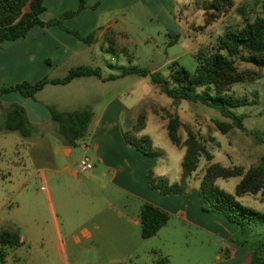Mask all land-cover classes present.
I'll list each match as a JSON object with an SVG mask.
<instances>
[{
	"label": "rangeland",
	"instance_id": "obj_1",
	"mask_svg": "<svg viewBox=\"0 0 264 264\" xmlns=\"http://www.w3.org/2000/svg\"><path fill=\"white\" fill-rule=\"evenodd\" d=\"M134 1L122 11H89L86 17L92 26L95 25L96 38L108 24L114 23L113 29L108 30L98 44L82 45L81 50H88L87 55L73 53L65 62H60L45 74L39 72L41 74L37 79L34 73L39 71L38 68L29 67L26 49L20 50L25 48L24 43L6 42L8 45L4 44L0 48V53L7 58L8 64L6 68H0L1 87H10L22 82L32 83L45 77L62 79L71 69L79 66L100 67L102 73L108 76L120 75L124 68L136 67L158 72L170 80L173 63H178L190 73H194L199 56L213 52L219 37L227 30L241 28L245 22H253L261 17L262 0H232L233 7H228L223 2L220 11L214 10L213 6L218 0ZM70 5L71 3L68 4ZM50 14L49 11L44 17H49ZM86 17L78 20L76 16L67 26L71 28L83 24ZM114 19L116 21H113ZM62 29H65V26ZM68 34L78 40L73 33ZM73 46L76 47L75 44ZM111 49L113 52H109ZM16 55L18 61L11 64ZM48 64L49 61L46 65ZM15 66H19L18 70ZM236 66L240 71L259 72L261 78L237 83L232 87L230 94L236 100L245 101L247 104L233 110L237 115L244 117L243 129L233 126L227 134L218 131L215 122L233 125L231 119L200 103H176L164 95L159 86L153 85L149 78L135 74L111 80L105 85L99 84L98 77L77 79L69 83L70 85H47L48 87L38 92L34 99L11 93L0 106V125L3 124L12 103L16 102L42 104L46 109L51 108L63 114L88 108L101 112L106 104H114L116 110L120 108L116 113L120 122L128 114L145 116V128L137 137H149L153 149L157 152L156 166L151 172L155 182L164 178L170 180L169 184L172 185L181 174L185 150L170 142L166 129L169 120L174 116H178L183 125L191 126L205 142L207 150L214 156L212 163H219L223 167L240 166L247 170L264 160V69L256 68L241 58L236 59ZM122 123L124 124L123 121ZM178 135L182 140L186 139L183 127L178 131ZM31 137V140H26L18 132L0 131V228H18L24 241L20 248L9 251L5 264H68L70 261L64 256L61 257L57 251L59 241L55 234L52 212L57 215L65 242L69 239L67 228L77 225L78 216L91 214L90 208L81 200V197L90 191L85 177L81 175L77 179L61 172L65 165L73 162V170L79 171L81 161L87 158L95 163H91L93 170L100 176L101 168L96 160L94 161L91 132L89 129L85 138L79 140L75 146L71 145L73 152L68 158L62 156L61 149L67 142L63 135L61 136L58 123L44 125L32 132ZM54 149L58 151L55 157L52 156ZM64 153L68 155L69 152L65 149ZM208 165L209 162L203 157L198 170L188 181L187 189L191 187L194 188V193L198 191L200 179ZM42 169L47 171L43 173ZM240 180L218 179L216 185L234 194ZM238 201L264 213V198L260 194L245 195L238 198ZM216 216L226 221L223 217ZM215 227L218 231L219 228L215 224L211 229L215 230ZM235 228L237 231L228 244L245 252L250 261V252L237 243L244 240L252 243L256 241L257 236L255 233L243 236L236 226ZM219 235L217 232L209 236L204 231L187 226L179 232H173L171 238L177 242L176 248L188 247L186 254L193 259L192 262L178 259L180 253L175 251L169 263L215 264V254L226 245ZM160 244L158 239L154 241V245ZM162 249L167 251L168 248ZM165 258L168 257L164 256L163 259ZM150 259H154V256L148 255L137 264H144ZM155 259H159V264L162 257L155 256Z\"/></svg>",
	"mask_w": 264,
	"mask_h": 264
},
{
	"label": "trees",
	"instance_id": "obj_2",
	"mask_svg": "<svg viewBox=\"0 0 264 264\" xmlns=\"http://www.w3.org/2000/svg\"><path fill=\"white\" fill-rule=\"evenodd\" d=\"M45 0H0V45L4 42H14L25 38L35 26L44 28H64L66 19L78 16L87 8L86 0H79V7L75 11H66L63 14L43 21L41 15L46 11ZM223 2L233 7L232 0H218L213 4L214 10L220 11ZM209 23V21L207 22ZM73 33L86 44H92L95 34L81 37ZM113 52V50H109ZM243 59L256 68L264 69V0L261 2V17L255 21H247L238 29L227 30L219 37L217 45L209 55H200L194 73H190L178 63L171 65V78L165 79L158 72H149L136 67L124 68L120 75H110L108 81L124 78L129 75L148 77L153 85L159 86L162 93L174 102L189 101L200 103L217 110L223 117L231 119L232 124L215 122L218 131L227 134L233 126L243 129L244 117L237 115L233 110L247 102L236 100L231 94L232 87L237 83L255 81L261 78L256 71H240L236 66V59ZM84 77H102L100 67L79 66L69 71L62 79H48L47 77L36 83L22 82L0 90V106L2 97L11 92H18L23 97L34 99L35 95L47 85H68L72 81ZM51 119L58 123L61 135L70 137V143L85 138L88 126L92 119L90 108L68 114L49 109ZM183 127L186 139L182 140L178 131ZM145 128V116L139 115L131 131L124 132L126 145L135 149L148 158H156L157 152L153 149L149 137H137ZM167 133L170 142L185 150L181 163V178L178 183L169 184L167 179L161 178L157 182L152 179L151 171L148 180L151 187L162 195L175 196L186 193L188 181L198 170L201 159L209 162L200 179L198 198L202 211L214 213L226 219L239 229L243 236L255 233L256 241L248 240L237 244L250 252V264H264V213L251 209L238 201L245 195H258L264 198V160L257 166L245 169L240 166L223 167L219 163H212L214 156L207 150L196 132L189 125H183L178 116L171 118L167 124ZM18 132L22 137L32 135V126L29 124L24 108L12 105L6 113L5 120L0 125V131ZM240 178L235 193L230 194L216 185L218 179ZM170 215L151 204L145 203L141 208V236L143 239L154 237L165 227ZM261 228V230H260ZM22 245L21 233L18 228L5 226L0 228V264H5L9 251ZM166 263V260H161ZM160 264V263H159ZM162 264V262H161Z\"/></svg>",
	"mask_w": 264,
	"mask_h": 264
},
{
	"label": "crops",
	"instance_id": "obj_3",
	"mask_svg": "<svg viewBox=\"0 0 264 264\" xmlns=\"http://www.w3.org/2000/svg\"><path fill=\"white\" fill-rule=\"evenodd\" d=\"M133 2L135 1L86 0L87 8L77 16V19L86 17L89 11L126 10ZM70 3L71 5L68 6ZM44 6L46 11L41 15V19L48 21L66 11L77 10L79 0H45ZM49 11L51 12L49 17H44V14ZM73 19L65 21L63 26L68 30L79 32L83 38L90 34H95L93 42L95 44H98L102 40L108 30L113 29L112 24H114L111 23L104 27L96 38L95 25L92 26L88 17L83 19V24L70 28L67 26V23L69 24ZM113 21H116V19ZM19 41L24 43L25 48L20 50L26 49L29 67L34 68L36 66L39 70L34 73L36 79L40 77L39 74L41 73L39 72L45 74V72L52 70L60 62H65L73 53L88 54V50H81L82 45L92 46L93 44H86L80 39L74 40L70 34L57 26L50 28L35 26L25 38L14 42ZM7 43H10V41H7ZM7 43H2L0 48ZM17 59L18 55H16L14 60L12 58L10 63L12 64L13 61L17 62ZM6 61L7 58L4 54L0 53L1 69L7 67ZM48 61L49 64L46 65ZM108 77V75L102 73V77L99 78V84H107L109 82ZM35 82L37 81H32V83ZM1 86L2 82H0V88H2ZM11 93L5 94L2 97V104H4L5 98ZM12 104L24 108L27 120L33 128L32 132H35V130L46 124L54 122L51 119L49 109H46L42 104H21L18 102ZM119 109L116 110L114 104H106L101 109V112L91 108L92 119L88 126V132L90 129L91 144H93L95 156L94 161L96 160V163L101 168L100 176L95 174L94 168L90 172H82L81 168H79L80 172L73 170L75 162L65 165L61 171L77 179L81 175L85 177L90 191L82 196L81 200L87 208H90L91 214L78 216L76 219L77 225L74 228L72 226L67 228L69 239L65 242L58 225L57 215L52 212L55 234L59 241L57 247L59 255L67 258L70 261L68 264H137L148 255H153L154 259H150L144 264H157L159 259H155V256H161V260L168 262L163 263L161 261L162 264H170L172 254L177 251L180 253L178 259L192 262L193 258L190 259V256L186 254L187 251H185L188 247L177 249V242L172 241L171 238L173 232H179L187 226L204 231L209 236L215 235L218 232L221 240L226 242V245L223 246L224 249L222 247L219 253L215 254V264H250L248 255L245 252L228 244L229 239L237 231L235 226L214 214L202 211L198 191L194 193V188L189 187L183 195L165 196L150 187L147 176L148 172L154 170L156 158H148L126 145L122 135L124 132L131 131L138 115L131 114L128 116V114V117L122 118L120 122L119 116L116 117ZM119 125H121L120 128ZM32 137L23 138L31 140ZM63 138L67 144L62 147L61 152L62 156L68 158L73 152L71 145L75 146L79 140L71 144L70 137L63 136ZM65 149L68 150V155L64 153ZM57 155L58 151L54 149L52 156L55 157ZM85 160L95 165L91 159L86 158ZM46 171V169H42L43 173ZM180 178L181 174L176 183L180 181ZM49 201H51V198ZM145 203L158 207L167 212L171 217L169 223L150 239H143L141 236L140 213ZM214 224L218 226V231L216 227L215 230L211 229ZM156 239L161 243L159 246L154 245ZM21 242L23 245L22 236ZM164 247L168 248L167 251L162 249ZM164 256L168 258L163 259ZM134 260L136 261L134 262Z\"/></svg>",
	"mask_w": 264,
	"mask_h": 264
},
{
	"label": "built area",
	"instance_id": "obj_4",
	"mask_svg": "<svg viewBox=\"0 0 264 264\" xmlns=\"http://www.w3.org/2000/svg\"><path fill=\"white\" fill-rule=\"evenodd\" d=\"M80 168L82 172H90L93 169V165L87 160H83L80 163Z\"/></svg>",
	"mask_w": 264,
	"mask_h": 264
}]
</instances>
